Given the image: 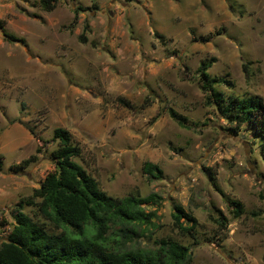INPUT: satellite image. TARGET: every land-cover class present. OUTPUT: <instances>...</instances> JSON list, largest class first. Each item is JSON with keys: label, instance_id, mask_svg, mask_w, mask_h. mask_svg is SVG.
<instances>
[{"label": "rangeland", "instance_id": "rangeland-1", "mask_svg": "<svg viewBox=\"0 0 264 264\" xmlns=\"http://www.w3.org/2000/svg\"><path fill=\"white\" fill-rule=\"evenodd\" d=\"M209 61L223 101L264 102V0H0V242L17 202L53 171L62 128L107 195L160 196L145 208L155 227L136 244L170 236L190 247L189 264H264L259 119L231 131L202 87ZM147 161L159 179L142 173ZM174 205L196 219V244L173 230Z\"/></svg>", "mask_w": 264, "mask_h": 264}, {"label": "trees", "instance_id": "trees-1", "mask_svg": "<svg viewBox=\"0 0 264 264\" xmlns=\"http://www.w3.org/2000/svg\"><path fill=\"white\" fill-rule=\"evenodd\" d=\"M53 1L40 0V4L51 9ZM211 61L202 62L199 73L203 89L212 92L213 102L222 118L232 125L233 133L242 125H253L259 119V136L264 139V102L257 96L223 101L221 94L212 88L223 80L210 79L206 73ZM167 113L178 126L186 127L185 117L173 109H168ZM52 140L57 142L56 149L51 152L54 169L45 174L29 196L21 198L15 205L12 211L14 224L0 242V264L190 263V247L170 236L155 238L153 247L136 244V239L151 234L152 227H155L152 219L156 213L146 212L145 208L158 203V194L107 195L97 181L73 160L81 150L72 142L69 132L55 128ZM35 160L36 155H30L12 168L13 173ZM141 170L151 179H159L162 175L161 169L148 161L143 163ZM231 205L233 217H239L243 213L241 204L231 202ZM24 207L33 208V215L24 213ZM171 218L176 234L188 236L196 244V219L179 205L173 206ZM219 225H225L224 218Z\"/></svg>", "mask_w": 264, "mask_h": 264}]
</instances>
